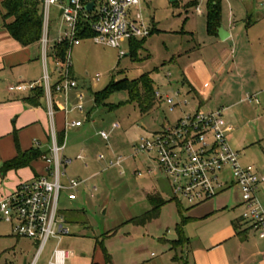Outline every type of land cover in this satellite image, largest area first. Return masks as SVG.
Instances as JSON below:
<instances>
[{
	"label": "rangeland",
	"instance_id": "obj_1",
	"mask_svg": "<svg viewBox=\"0 0 264 264\" xmlns=\"http://www.w3.org/2000/svg\"><path fill=\"white\" fill-rule=\"evenodd\" d=\"M206 2L140 0L139 7H130L127 11L132 16L135 9H138L145 25L150 28V34L144 39H137L139 41L133 47L130 41L122 42L119 48H115L94 43L88 37L80 39L71 48L72 73L78 84L76 93H83L84 99L82 110L79 111L75 108L77 96L72 92L68 94L67 121H79L82 127L78 130L68 127L64 131L63 159L71 161L61 165V172H64L61 182L65 183L69 178L84 182L78 187L75 200L67 199L68 191L61 190L59 196V212L64 218V225L69 228V234L61 236L59 248L72 252L65 264H92L101 260L103 254L96 239L101 240L103 236L111 235L103 243L114 259H123L145 244L148 252L153 251L152 238L157 241L159 236L175 237L173 224L180 219L175 202L166 203L159 218L145 226L135 225L131 221L150 208L148 195H164L167 182L156 163L149 160L150 156H132L133 145L139 137L163 125L172 124L183 111L195 107L197 101L183 81L196 59L209 64L222 51L232 49L234 37L221 40L207 32ZM220 7V27L225 32L231 29L234 34H238V45L247 40L246 33H264L262 0H220ZM256 17L263 19L255 27L248 28V20H255ZM61 25L64 28L52 6L49 43L57 36V29ZM130 46L133 52H130ZM46 67L52 76L54 64L50 50ZM259 69L263 71L264 64L259 65ZM144 73H149L154 88L161 94L154 109L148 114L143 115L136 104L128 102L125 90L109 94L104 101L108 108L94 103L92 93L103 90L112 80L135 79ZM96 74L100 76L98 81L94 80ZM245 79L231 77L220 93L227 90L230 84H239L243 93H251L254 88ZM176 91H179V97L174 96ZM261 93L258 99L262 104L264 91ZM166 96L174 101L186 99L188 104L171 110V106L166 103ZM217 101L218 96H213L201 108L207 110L216 105ZM242 105L236 106L240 112V123L229 143L233 149L238 150L242 166H253L264 174V111L259 109L260 105L250 103L251 110L247 109L245 114ZM262 105L264 107V103ZM113 124L118 127L112 128ZM101 131L108 134V140L99 135ZM78 154H83L85 158H76ZM99 154L107 159L119 155L125 159L121 167L104 169L105 162L96 159ZM148 165L152 169L151 173H147ZM137 171L141 174L137 175ZM22 173L24 177L30 175L27 170ZM221 176L228 178L229 170L225 169ZM236 192L234 187H230L220 193L212 200L213 209L224 207L229 217L238 215L241 209L232 208ZM166 195L171 200L169 191ZM257 197L264 207V188L257 190ZM181 204L185 206L183 201ZM182 213L185 214V211L182 210ZM56 241L53 238L47 240L37 264L47 263ZM261 241L264 243V239ZM35 251L36 246L30 240L11 235L9 224L0 218V264H22L23 259L29 261Z\"/></svg>",
	"mask_w": 264,
	"mask_h": 264
},
{
	"label": "built area",
	"instance_id": "obj_2",
	"mask_svg": "<svg viewBox=\"0 0 264 264\" xmlns=\"http://www.w3.org/2000/svg\"><path fill=\"white\" fill-rule=\"evenodd\" d=\"M89 2H93L91 10L86 9ZM139 3L140 0H41L42 35L39 43L44 72L40 83L50 106L53 93L67 98L71 91L78 88L72 73L71 48L82 39V33L90 31L92 35L89 38L94 43L115 48H119L122 42L150 34V28L145 25L138 9L132 16L127 11L130 7L136 8ZM262 4L264 6V0ZM52 6L64 28L59 26L57 36L49 43ZM61 44L67 45L63 58H59L54 49ZM49 50L54 64L53 76L49 75L46 67ZM99 77L96 74L94 80L98 81ZM34 85L17 84L13 90L26 91ZM156 96L161 98L158 91ZM174 96L179 97V91ZM83 99L84 94L78 92L75 108L79 111L82 110ZM165 99L171 110L188 104L186 99L174 101L167 96ZM64 112L66 114L67 110ZM80 125L79 121L69 123L64 117L65 129ZM116 127L117 124L112 125V128ZM99 135L108 140L107 133L101 131ZM50 138V154L42 156L46 165L43 174L19 182L0 198V218L10 224L12 234L30 239L36 245L34 257L25 264H37L38 256L49 238L57 239V245L47 264H65L72 254L68 249L59 248L58 244L62 235L69 234V228L64 225V218L59 212V196L64 190L68 191V200H75L77 189L84 181L69 178L65 183L61 182V175L64 174L61 165L71 160L63 159L65 144L57 142L53 128ZM135 154L150 156L149 160L154 161L157 169L164 174L172 195L187 206L212 200L219 193L234 187L240 195V220L264 236V208L257 197L258 186L264 184V174L253 166L239 163V154L228 141L222 109L203 110L197 107L183 111L172 124L139 137L133 145L132 156ZM76 158L84 159L85 156L78 154ZM96 159L105 162L104 169H111L121 167L125 157L119 155L107 159L99 154ZM225 169L229 170L228 178L221 176ZM151 172L152 169L147 167V173ZM136 174L140 175L141 172L137 171Z\"/></svg>",
	"mask_w": 264,
	"mask_h": 264
},
{
	"label": "crops",
	"instance_id": "obj_3",
	"mask_svg": "<svg viewBox=\"0 0 264 264\" xmlns=\"http://www.w3.org/2000/svg\"><path fill=\"white\" fill-rule=\"evenodd\" d=\"M197 8L199 12V7ZM263 18L249 19L248 28L255 27ZM226 33L228 34L226 38L234 37L235 43L231 45L232 49L222 51L219 57H214L209 64L201 59H196L187 70L183 82L197 101L195 107L190 110L201 108L203 104L210 102L213 96H218V103L207 110L222 109L223 117H226L224 119L227 125L228 141H230L232 133L240 123V112L236 109L237 105L243 104L242 112L246 111L245 114L247 109L251 110L250 103L260 105L259 109L264 111L262 105L264 96L261 97L262 104L258 99V95L264 91V70L259 69V65L264 64V33H246L247 40L239 45L238 34H234L231 29ZM214 35L219 37L217 33ZM42 67L44 72L39 41L27 46L20 45L3 26L0 11V165L17 154L14 136H16L22 151L38 148L43 152V155H49L52 128L55 134L65 131L64 117L66 116L67 119V113L65 114L64 111L67 98L61 94H55L51 106L46 98L41 100L40 105L30 106L23 101L29 90H13L17 84L40 83L43 76ZM231 77H241L242 79L246 77L245 81L252 85L254 90L251 93H243L239 84H230L227 90L221 91L223 92L221 94L220 90ZM77 90L71 92L77 96ZM81 127L82 124L73 128L78 130ZM236 151L238 152V150ZM45 167V162L39 158L32 161L28 167L12 169L5 175H0V198L19 182L43 174ZM24 170L29 171L30 175L22 176ZM165 184L164 195H157L166 200L162 207L168 202H175L177 205L180 219L173 224L175 237L159 236L157 241L152 238L151 247L154 250L150 252L145 244L123 259H114L110 255L111 264H264V243L261 241L264 236H260L246 222L241 221L240 213L229 217L224 212V207L213 209L212 200L214 198L194 206H183L172 195L168 183L165 182ZM260 187L264 188V184L259 185L257 190ZM168 191L171 194V200L166 195ZM235 195L236 199L232 208L242 209L238 191ZM182 210L185 211V214L182 213ZM159 216L153 220H157ZM183 218L184 221H182ZM178 225L183 240L181 243L173 244V241L179 239ZM167 230L168 228L166 232ZM11 235H13L12 232ZM30 241L35 245L32 240ZM29 261L24 258L22 264ZM95 263L104 264V259Z\"/></svg>",
	"mask_w": 264,
	"mask_h": 264
},
{
	"label": "trees",
	"instance_id": "obj_4",
	"mask_svg": "<svg viewBox=\"0 0 264 264\" xmlns=\"http://www.w3.org/2000/svg\"><path fill=\"white\" fill-rule=\"evenodd\" d=\"M220 9V0H207L205 14L206 30L211 35L216 34L217 28L220 26ZM0 11L3 26L7 29L10 36L20 45L27 46L40 40L42 35L41 0H1ZM91 35L92 33L90 31H86L82 33L80 37L88 38ZM138 41L137 39L130 40V42H132V47ZM66 47V44L54 47L59 58H63L65 55ZM133 51L134 50L131 48L130 52ZM117 90H125L128 94V102L136 104L143 115L153 110L157 99H159V97L156 96L157 90L153 86V79L150 77L149 73H144L135 79L122 78L117 81L112 80L103 90L92 93L94 103L108 108V105L104 101L109 94ZM44 97L45 94L42 84L36 83L23 98V101L27 105L38 106ZM109 109H112V107ZM56 138L58 143H62L64 132H56ZM14 139L17 154L14 158L4 161L0 165V175H5L7 171L12 169L28 167L32 161L42 158L43 156V152L38 148H30L22 151L18 145L16 136H14ZM147 198L150 202V208L137 218L131 220L135 225L143 226L147 222L157 218L160 214L162 205L166 202V200L158 195H148ZM184 220L183 218L182 221ZM177 231L179 239L173 241V244L181 243L183 240L179 225L177 226ZM105 238L106 236H103L101 240L99 238L96 239V244L101 248L104 264H111V256L106 251L103 243ZM92 264L97 263L93 262Z\"/></svg>",
	"mask_w": 264,
	"mask_h": 264
},
{
	"label": "water",
	"instance_id": "obj_5",
	"mask_svg": "<svg viewBox=\"0 0 264 264\" xmlns=\"http://www.w3.org/2000/svg\"><path fill=\"white\" fill-rule=\"evenodd\" d=\"M169 1L174 2L177 0H169ZM92 6H93V2H89L86 4V9L91 10ZM59 13H61V10ZM217 35L219 36L220 39H225L226 36H228V34L220 26L217 28Z\"/></svg>",
	"mask_w": 264,
	"mask_h": 264
}]
</instances>
